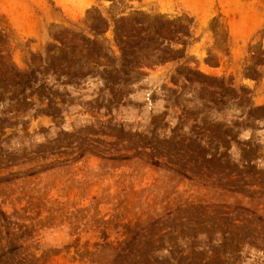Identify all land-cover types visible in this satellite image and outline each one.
<instances>
[{
  "label": "rangeland",
  "instance_id": "rangeland-1",
  "mask_svg": "<svg viewBox=\"0 0 264 264\" xmlns=\"http://www.w3.org/2000/svg\"><path fill=\"white\" fill-rule=\"evenodd\" d=\"M0 264H264V0H0Z\"/></svg>",
  "mask_w": 264,
  "mask_h": 264
}]
</instances>
